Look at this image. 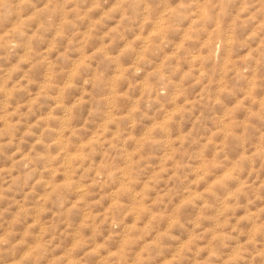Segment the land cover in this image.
Instances as JSON below:
<instances>
[{
  "label": "clouds",
  "instance_id": "9594fccd",
  "mask_svg": "<svg viewBox=\"0 0 264 264\" xmlns=\"http://www.w3.org/2000/svg\"><path fill=\"white\" fill-rule=\"evenodd\" d=\"M0 264H264V0H0Z\"/></svg>",
  "mask_w": 264,
  "mask_h": 264
}]
</instances>
